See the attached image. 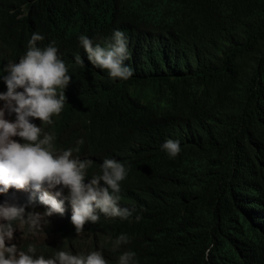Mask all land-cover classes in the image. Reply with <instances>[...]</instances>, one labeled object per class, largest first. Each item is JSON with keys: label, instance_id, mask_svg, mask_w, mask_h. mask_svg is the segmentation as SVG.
I'll use <instances>...</instances> for the list:
<instances>
[{"label": "clouds", "instance_id": "1", "mask_svg": "<svg viewBox=\"0 0 264 264\" xmlns=\"http://www.w3.org/2000/svg\"><path fill=\"white\" fill-rule=\"evenodd\" d=\"M138 1H105L93 13L105 29L68 48L39 32L23 38L22 20L17 36L24 0H0V194L13 189L11 204H0V264L155 257L132 246L134 229L179 173L191 141L181 124L158 120L177 104L161 95L182 76L201 80L186 61L197 46L191 37L170 21L133 19L129 7ZM88 78L115 85L122 113L112 122L92 111ZM17 230L21 246H6Z\"/></svg>", "mask_w": 264, "mask_h": 264}, {"label": "trees", "instance_id": "2", "mask_svg": "<svg viewBox=\"0 0 264 264\" xmlns=\"http://www.w3.org/2000/svg\"><path fill=\"white\" fill-rule=\"evenodd\" d=\"M31 1L17 5L28 9L14 23L17 36L22 20L23 38L39 32L71 48L105 29L93 13L108 0ZM129 10L191 37L197 46L186 61L201 80L182 76L161 95L177 104L158 120L181 124L191 141L132 246L155 253L149 264H264V0H140ZM85 91L99 119L122 113L113 83L88 78Z\"/></svg>", "mask_w": 264, "mask_h": 264}, {"label": "rangeland", "instance_id": "3", "mask_svg": "<svg viewBox=\"0 0 264 264\" xmlns=\"http://www.w3.org/2000/svg\"><path fill=\"white\" fill-rule=\"evenodd\" d=\"M11 190H13V189H10L9 192ZM9 192L6 194H0V204H2L4 202L11 204L10 198L8 197ZM20 231L21 230H17L14 233V239L12 241H6V246H11L12 244H15V243H17L18 247L21 246V244L23 243V239L21 238V232Z\"/></svg>", "mask_w": 264, "mask_h": 264}]
</instances>
